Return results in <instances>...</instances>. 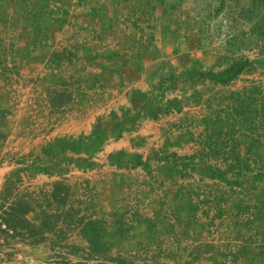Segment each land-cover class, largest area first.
<instances>
[{"label":"crops","instance_id":"obj_1","mask_svg":"<svg viewBox=\"0 0 264 264\" xmlns=\"http://www.w3.org/2000/svg\"><path fill=\"white\" fill-rule=\"evenodd\" d=\"M7 1L40 9L16 21L0 10V39L15 41L0 44V110L14 112L6 152L16 159L31 152L38 164L44 159L48 167L36 175L64 181L78 204L90 185L99 214L128 230L126 244L133 253L142 247L143 262H168L171 252L177 264L212 263V240L234 248L227 258L264 251L262 50L249 53L252 67L221 83L213 75L239 52L226 42L212 50L206 29L167 17L170 6L157 14L162 0H134L135 6L0 0V6ZM75 5L82 17L65 37L66 8ZM43 13L53 17H35ZM172 98L180 109L167 110ZM6 175L1 169L0 183Z\"/></svg>","mask_w":264,"mask_h":264},{"label":"rangeland","instance_id":"obj_2","mask_svg":"<svg viewBox=\"0 0 264 264\" xmlns=\"http://www.w3.org/2000/svg\"><path fill=\"white\" fill-rule=\"evenodd\" d=\"M133 1L129 4L134 5ZM56 3H53L56 8L61 7ZM161 4L166 6L157 8V14L164 7L170 6L167 17H177V20L183 18L185 26L191 30L198 27L206 29V36L212 48H216L218 43L226 42L225 47L233 46L234 52L235 49L239 52V59H249V53L256 48L263 51L260 61L264 62V39L253 32L255 24L261 19L264 20V0H162ZM30 5H14L7 1L6 5L0 6L1 16L16 21L20 20L19 17H25L26 12L30 13L31 8L40 9L33 6L32 1ZM69 8L71 7L66 8L67 17L71 18L68 28L64 30L65 37L73 32L71 28L76 25L75 17H82L77 13L83 10L76 5L72 6V10ZM54 11L55 14L62 12L61 8ZM40 17L51 19L53 16L43 13ZM47 23L45 20L43 24L47 26ZM6 43L14 46L15 41L0 39V44ZM8 77L15 79L13 74ZM204 77L208 76H201L200 79L204 80ZM18 82L21 81L16 80L15 84ZM13 114L11 106L8 110H0V170L3 169L7 173L5 182L0 183V215L6 224L5 229L0 227V234L4 237L8 249H14L8 245L16 243L15 240L21 241V264H177L170 255L171 252L168 262H143L142 247L139 246V251L134 253L132 251L135 248L129 250L126 244L131 240H127L128 230L113 228L114 220L111 215L99 214L90 185H87L84 191L86 198L78 204L79 198L73 199L74 193L64 185V181H47L46 178L36 175L48 167L44 159L38 164L31 152H24L21 158L17 159L13 154L6 152L5 147L10 145L9 139L13 130V127H9L8 120ZM43 163L44 167L38 169L36 165ZM3 180L4 177L1 176V181ZM40 181H46L45 185L48 187H41ZM136 212L137 210L133 213ZM249 215L251 218L252 214ZM81 225L79 230L77 227ZM84 240L87 243L83 244ZM212 241L210 244L214 246L212 251L216 255L212 259L213 262L200 264H264V255L260 254L263 249H246L245 253H239L238 259L236 256L227 258V252L233 255L234 248L230 250L222 245V242ZM123 242L125 245L121 246L120 243Z\"/></svg>","mask_w":264,"mask_h":264},{"label":"trees","instance_id":"obj_3","mask_svg":"<svg viewBox=\"0 0 264 264\" xmlns=\"http://www.w3.org/2000/svg\"><path fill=\"white\" fill-rule=\"evenodd\" d=\"M35 17H40V15H35ZM37 29L38 30L40 29L39 24L37 26ZM253 32H255L257 36H259L262 39H264V20L263 19H261L260 22H258L257 24H255V26L253 28ZM143 49H145V47ZM142 58H143V53H137L136 59H135L136 60V64H135L136 67H135V69H139L141 67L140 62L142 61ZM166 66H169V64L167 63ZM252 66H253L252 62L249 61V60H247V59H237V60H234L230 65H228L227 67H225L217 75H213V76H214V78L217 81H219L221 83H227V82H230L232 79H234L236 76H238V74H240L245 68L252 67ZM187 74H188V77L191 80L196 77V75H194L195 74L194 68L188 69L187 70ZM166 79H167L166 74L165 73H161L160 74V79H159V82H158V85H157V87L159 88V90H161V91L163 90V85L166 82ZM171 108L180 109V101H179L178 98H172V99L168 100L167 110H169ZM66 146H67L66 143L61 142L60 145H59V148L60 149H63ZM70 146H72V145L70 144ZM77 146L79 147L78 143H77ZM55 148L56 147H51V150L52 151H55ZM102 244H103V242H102ZM260 254L261 255H264V251H261Z\"/></svg>","mask_w":264,"mask_h":264},{"label":"built area","instance_id":"obj_4","mask_svg":"<svg viewBox=\"0 0 264 264\" xmlns=\"http://www.w3.org/2000/svg\"><path fill=\"white\" fill-rule=\"evenodd\" d=\"M1 214V211H0ZM0 227L5 229L6 224L3 222V218L0 215ZM12 232V231H11ZM16 243H11L14 249H8L6 247L7 243L4 237L0 234V264H21L22 262V253H21V241H16ZM11 251V254H10Z\"/></svg>","mask_w":264,"mask_h":264}]
</instances>
